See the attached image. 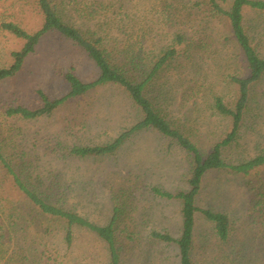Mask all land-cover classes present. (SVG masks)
Returning <instances> with one entry per match:
<instances>
[{
    "label": "rangeland",
    "instance_id": "obj_1",
    "mask_svg": "<svg viewBox=\"0 0 264 264\" xmlns=\"http://www.w3.org/2000/svg\"><path fill=\"white\" fill-rule=\"evenodd\" d=\"M230 10L233 0H217ZM264 1V0H261ZM66 23L89 39H101L111 63L141 82L156 59L184 38L179 56L155 78L149 94L166 119L204 153L231 130L232 120L214 109L220 97L234 108L232 77H246L247 63L228 22L209 0H54ZM244 26L264 58V11L246 9ZM36 0H0V22L29 33L43 25ZM22 41L0 29V69ZM73 68L84 82L99 71L87 54L57 32L48 33L20 73L0 82V148L16 172L48 203L106 227L117 211L115 240L119 264H180L174 243L152 238L157 232L178 239L182 205L154 194L189 189L191 156L154 129L133 135L117 153L81 158L74 148L105 146L142 120L141 111L120 87L107 85L72 100L49 117L10 118L8 108H35L37 91L66 95L63 74ZM264 155V76L252 88L237 139L224 151L238 165ZM200 209L226 215L230 229L222 241L212 222L196 214L193 264H264V166L241 175L212 171L196 199ZM41 214L0 168V264H111L108 244L75 226Z\"/></svg>",
    "mask_w": 264,
    "mask_h": 264
},
{
    "label": "trees",
    "instance_id": "obj_2",
    "mask_svg": "<svg viewBox=\"0 0 264 264\" xmlns=\"http://www.w3.org/2000/svg\"><path fill=\"white\" fill-rule=\"evenodd\" d=\"M37 7L43 16L42 27L34 33H29L14 22H0V29L14 38L22 41V47L12 52L11 64L0 69V82L15 78L22 70L26 60L32 55L39 42L50 32H57L63 38L71 41L81 48L98 68V78L91 82L82 81L73 68L63 74L65 82L69 86L66 95L57 98H49L42 90L37 91L40 101L38 107L27 108L23 106L12 107L6 110V116L10 118H22L24 120H36L49 117L58 109L72 100L83 97L101 87L115 85L123 89L142 113V120L132 128L122 132L112 143L98 147L74 148L71 154L77 157H102L113 155L136 133L154 129L164 137L175 142L192 158V170L188 177L187 191L171 194L154 189V194L166 198L175 199L182 205V232L178 239L167 234L153 233L152 238L164 243H174L179 249L180 264H193L192 251L194 243V231L196 214L201 213L215 226L216 233L222 241L229 236V219L222 213L212 210L200 209L196 205V199L201 191V186L206 174L212 171L229 170L231 172L249 175L256 169L264 166V155L255 157L242 164H228L223 155L224 151L237 139L241 130L246 110L248 109L252 88L264 76V58L261 57L253 46L244 26V13L246 9L264 11V1L261 0H233L230 10L226 11L217 0H209L212 11L228 22L231 36L243 55L249 74L246 77H232L231 82L237 87V100L234 108H229L220 97L214 99V109L222 116L230 117L232 127L230 132L209 153L202 152L193 141L171 124L158 109L155 100L149 94V89L155 78L170 65L181 53L180 47L184 38L178 36L175 44L165 50L149 68L148 74L141 82H133L118 67H115L101 46V39L92 40L76 27L69 25L62 18L54 0H36ZM0 168L12 179L14 187L43 215L63 220L67 223L66 241L72 242V229L75 226L85 228L104 240L110 250L111 264H119V254L115 240V225L117 211L110 225L100 227L94 225L77 214L68 212L56 205L48 203L22 181L11 161L0 148Z\"/></svg>",
    "mask_w": 264,
    "mask_h": 264
}]
</instances>
